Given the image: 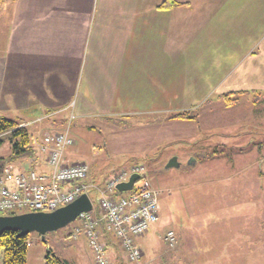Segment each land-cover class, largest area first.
I'll return each instance as SVG.
<instances>
[{
  "label": "crops",
  "instance_id": "1",
  "mask_svg": "<svg viewBox=\"0 0 264 264\" xmlns=\"http://www.w3.org/2000/svg\"><path fill=\"white\" fill-rule=\"evenodd\" d=\"M164 1L6 0L0 5V117L29 131L41 124L40 133L30 131L40 139L62 132L70 120L115 129L125 123L110 120L134 122L129 129L142 127L145 118L199 124V118L168 117L194 112L212 97L264 96V0H173L181 6L159 10ZM81 150L65 152L66 163L87 164L90 181L102 185L115 170L101 167L93 150ZM33 159L11 165L24 172ZM37 160L33 167L48 172L46 156ZM94 213L99 216L97 207ZM101 233L109 263L115 254L127 261L119 242ZM147 234L136 240L143 254L151 253L149 245L145 252L140 246ZM71 241L74 252L89 249L82 238ZM233 242L224 240L222 248L236 247Z\"/></svg>",
  "mask_w": 264,
  "mask_h": 264
},
{
  "label": "rangeland",
  "instance_id": "2",
  "mask_svg": "<svg viewBox=\"0 0 264 264\" xmlns=\"http://www.w3.org/2000/svg\"><path fill=\"white\" fill-rule=\"evenodd\" d=\"M218 97L192 112L199 124H150L153 118H145L142 127L129 129L130 121L111 122L125 123L123 130L93 121L85 128L71 120L76 148L66 153L91 149L100 166L114 173L141 164L159 193V221L140 242L142 251L149 245L151 253H142V263L115 254L114 264H264V96H236L230 107ZM40 126L32 125L31 133H40ZM10 155L5 142L0 157ZM172 158L180 170H165ZM92 203L95 210V198ZM73 225L47 234L48 247L69 264H95L90 249L73 251L68 237ZM169 231L176 238L173 248L165 242ZM230 238L237 246L225 250ZM46 254L41 238L31 234L27 264H44ZM2 259L0 252V264Z\"/></svg>",
  "mask_w": 264,
  "mask_h": 264
},
{
  "label": "built area",
  "instance_id": "3",
  "mask_svg": "<svg viewBox=\"0 0 264 264\" xmlns=\"http://www.w3.org/2000/svg\"><path fill=\"white\" fill-rule=\"evenodd\" d=\"M70 121L62 132L32 139L35 159L29 160L26 171L18 172L11 164L3 168L0 174V216L52 213L85 194L96 199L99 216L94 211L81 214L72 228V239L82 238L86 242L95 264H110L101 235L103 228L119 242L129 263H139L142 253L136 240L159 221V193L140 164L112 174L102 185L90 181L91 171L87 164H67L65 152L74 144ZM43 155L46 156L48 172L33 167L38 163V156ZM132 176L138 177L133 189L117 195V186L127 183ZM165 242L171 248L175 246L173 232L166 234Z\"/></svg>",
  "mask_w": 264,
  "mask_h": 264
},
{
  "label": "trees",
  "instance_id": "4",
  "mask_svg": "<svg viewBox=\"0 0 264 264\" xmlns=\"http://www.w3.org/2000/svg\"><path fill=\"white\" fill-rule=\"evenodd\" d=\"M6 0H0V5ZM175 6H181L173 0H165L158 6L159 10L171 9ZM241 95V94H240ZM220 99L224 100L225 106L230 107L238 100L232 96H222ZM197 115L192 112H181L168 117V121H197ZM113 122V121H109ZM62 123H65L64 121ZM68 124V121L66 122ZM121 123H119L120 125ZM32 139L28 127L21 121H15L0 117V149L5 142L11 146V155L7 158L0 157V174L5 166L12 164L19 159H30L34 156L35 150L32 147ZM189 168V166H186ZM191 168V167H190ZM116 194H124L116 191ZM17 215L11 213L9 216ZM102 232V230H101ZM105 232V231H104ZM106 233V232H105ZM72 239V229L68 236ZM29 236H24L16 239L15 234L5 233L0 238V252L3 253L1 264H27L28 241ZM44 264H69L67 261L60 260L56 257L50 249L44 257Z\"/></svg>",
  "mask_w": 264,
  "mask_h": 264
},
{
  "label": "water",
  "instance_id": "5",
  "mask_svg": "<svg viewBox=\"0 0 264 264\" xmlns=\"http://www.w3.org/2000/svg\"><path fill=\"white\" fill-rule=\"evenodd\" d=\"M191 164H189L190 166ZM181 165L177 158H172L165 166V170H180ZM137 176H132L127 183L117 186L119 193L130 192ZM93 210L90 198L83 194L73 203L62 207L52 213H24L14 216H0V238L5 233L15 234L16 239L31 234H37L42 243L50 251L45 239L47 234L57 232L76 222L81 214L89 213Z\"/></svg>",
  "mask_w": 264,
  "mask_h": 264
}]
</instances>
